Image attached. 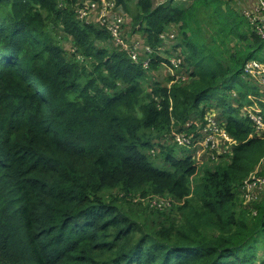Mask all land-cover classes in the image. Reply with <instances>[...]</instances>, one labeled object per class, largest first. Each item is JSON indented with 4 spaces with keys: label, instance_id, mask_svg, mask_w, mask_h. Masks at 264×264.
Listing matches in <instances>:
<instances>
[{
    "label": "trees",
    "instance_id": "16d2710c",
    "mask_svg": "<svg viewBox=\"0 0 264 264\" xmlns=\"http://www.w3.org/2000/svg\"><path fill=\"white\" fill-rule=\"evenodd\" d=\"M80 1L0 0V264H255L264 193L253 213L238 203L234 185L264 159V137L252 134L242 104L226 94L241 87L244 97L251 85L243 64L264 61L254 26L225 0L186 8L115 0L152 47L168 24H181L194 78L167 86L152 80L157 61L145 72L124 52L99 46L109 35L78 21ZM204 10L223 50L215 39L218 47L186 35ZM228 38L232 49L224 48ZM203 102L238 142L230 162L190 178V158L161 144L155 166L153 143ZM155 195L177 202L151 207Z\"/></svg>",
    "mask_w": 264,
    "mask_h": 264
},
{
    "label": "built area",
    "instance_id": "2783aa9c",
    "mask_svg": "<svg viewBox=\"0 0 264 264\" xmlns=\"http://www.w3.org/2000/svg\"><path fill=\"white\" fill-rule=\"evenodd\" d=\"M65 1L57 0L58 5H62ZM75 13L79 22L92 23L106 30L109 39L99 46L113 47L125 52L128 59L139 64L145 72H151L152 62L158 61L157 68L163 66L169 77L167 82H164L165 85L184 83L190 78L192 69L185 61L187 52H184L179 46L181 43L179 40H182L179 38V33L181 36L179 24L174 22L168 24L159 34L161 44L152 47L141 38V33L133 32L124 7L122 4L116 3L115 0H81L75 7ZM242 14L254 26L264 44V0H253L252 6L245 8ZM157 56L161 59H158ZM77 57L80 56L77 55ZM242 76L252 87L258 89L259 99L264 102V61L257 58L245 61ZM153 79H156V74ZM207 105L202 103L199 106V109L205 108L202 119L199 117L198 109L196 114L190 116L181 125L172 126L169 134L160 143L155 141L150 152L154 154L161 144H170L179 148L183 155H186L190 150L194 151V157L198 160L206 159L207 164L212 163L213 166L218 162L230 161L237 141L226 131L224 120L219 116V112L207 108ZM261 109V106L254 102L250 96L241 107V113L251 121L254 128L252 134L264 137V119ZM249 177V179L246 178L248 180L245 179V184L241 185L245 201L255 200L264 185L263 176L250 175ZM170 199L167 196L155 195L150 199V205L156 208L167 207L170 205Z\"/></svg>",
    "mask_w": 264,
    "mask_h": 264
},
{
    "label": "rangeland",
    "instance_id": "374dc122",
    "mask_svg": "<svg viewBox=\"0 0 264 264\" xmlns=\"http://www.w3.org/2000/svg\"><path fill=\"white\" fill-rule=\"evenodd\" d=\"M128 2L130 5V8H133L132 2H134V0H128ZM128 2H127V0L125 1L126 4H128ZM153 2H154V5H157V4L170 5V6L172 5V6H178V7L182 8V7L189 5L191 3V0H186V1L153 0ZM173 2H175V4ZM178 2H180V3H178ZM176 24H179L181 26V24L179 22H176ZM185 29H186V35L189 36L190 39H193V36H194L195 40H198V41L203 42V43H208L214 47H216V46L218 47V45H219V47H218L219 50H223V47H221V45H220L221 42H220V38H219L218 33H217L216 20L213 17L212 12L210 10H204L203 12L196 13L195 17L190 21L189 26ZM193 32H194V35H193ZM140 33H141V31L137 32V34H140ZM54 34H57L63 38V40L65 42V49L69 48L70 50H72V48L74 46H73V41L70 37L64 35L59 30L57 32H54ZM179 38H183L182 35L180 36V33H179ZM213 39H215L217 41L218 45L216 44L215 41L212 42ZM179 41L182 42V40H179ZM226 43H227V46L226 47L224 46L225 49H229V48L232 49L236 45V41H234L233 38L226 39ZM157 74L158 75L156 76V79H158L164 83L166 81V78H167V73H166V70L163 66L159 67ZM241 77H242V79H244L242 74H241ZM145 84H147V83H145ZM251 87L245 86V89L248 90V93L252 96L254 102H256L262 108V103H264V102L259 99L258 89L255 87H252V88ZM242 90H243V88H241V87L230 89L226 93L228 102H230V104H233V105H235L237 103L242 104V106H243V104L245 103V101H244L245 99L243 97H241V95H240V91H242ZM209 108L215 109L213 106L209 107ZM197 115H198V113H197ZM173 148H174V151L176 152V155H180V152H181L180 149L177 147H173ZM160 150H161V148H159L154 154L151 153V156H150L153 164L155 166H158V167L161 166L160 158H159ZM194 155H195L194 151L190 150V151H188V153L185 156V157H189L193 164L195 163V170L197 171V173L195 171V174L192 175L190 178H198V176H200L199 171L203 172L206 168L210 169L211 167H213V168L215 167V165L213 166L212 163L207 164L206 159L202 158L203 160H198L196 157H194ZM262 169H264V159L260 162V165L258 163V166H257L258 172H255V170H254L251 173V176L259 175L260 174L259 171ZM248 179H246V180H248ZM246 180H243L240 184H235L234 185V192L237 195V198H238L237 201H239L238 203L241 202L242 204L241 203L240 204L243 207L247 208L250 212H254L255 211L254 203L256 201H258L260 196L264 193V185L262 186L261 192L259 193L258 197L255 200L251 199V200L245 201L243 198L244 190H243L241 185L242 184L244 185ZM165 196L171 198L169 201L170 205L174 202L175 203L177 202L171 196H169V195H165ZM169 206H167V207H169ZM238 209L239 208H237V210L236 209L235 210L238 211ZM257 248H258V252H257L258 259L255 260V264H260L264 261V239H261L259 241Z\"/></svg>",
    "mask_w": 264,
    "mask_h": 264
},
{
    "label": "crops",
    "instance_id": "0c3cea01",
    "mask_svg": "<svg viewBox=\"0 0 264 264\" xmlns=\"http://www.w3.org/2000/svg\"><path fill=\"white\" fill-rule=\"evenodd\" d=\"M135 2L137 1V0H134ZM174 1H177V0H174ZM180 1H186V0H180ZM192 1V0H191ZM226 2H227V4L231 7V8H233L235 11H237V12H241V11H243L245 8H248V7H251L252 6V4H253V0H225ZM152 2H153V0H152ZM174 4H175V2H173ZM178 3H180V2H178ZM153 5H154V2H153ZM187 6H189V5H187ZM187 6H185V7H182V8H186ZM181 48H182V46L181 45H179ZM192 71V70H191ZM194 78V76H190V78H188L184 83H188V82H190L192 79ZM251 95L249 94V93H247V94H245V96L243 97L245 100L244 101H247L248 99H249V97H250ZM204 104H207V102H203ZM259 165H260V162H259ZM257 166H258V164L256 165V167H255V172H258L257 171Z\"/></svg>",
    "mask_w": 264,
    "mask_h": 264
},
{
    "label": "clouds",
    "instance_id": "9594fccd",
    "mask_svg": "<svg viewBox=\"0 0 264 264\" xmlns=\"http://www.w3.org/2000/svg\"><path fill=\"white\" fill-rule=\"evenodd\" d=\"M73 48H74V51H75V47H73ZM73 48H72V49H73ZM115 49H116V48H115ZM182 49H183V48H182ZM119 51H121V50H119ZM183 51H184V52H187V51L184 50V49H183ZM121 52H123V51H121ZM124 53H125V52H124ZM125 54H126V53H125ZM126 56H127V55H126ZM127 58H128V57H127ZM157 58H158V59H161V57H159V56H157ZM157 63H158V61H157ZM157 72H158V68L155 70V74H156V76L158 75ZM191 76H193L192 73H191ZM167 79H169L168 76H167L166 80H167ZM157 80H158V79H157ZM158 81H160V80H158ZM165 82H167V81H165ZM147 84H148V83H147ZM163 84H164V83H163ZM201 104H202V103H201ZM233 106H235V105H233ZM237 143H238V142H237ZM173 147H175V146H173ZM152 148H153V147H152ZM159 148H160V147H159ZM232 152H233V151H232ZM150 153H151V152H150ZM180 156H186V155H183V153L180 152ZM231 157H232V156H231ZM230 160H231V158H230ZM228 162H230V161H228ZM219 163H221V162H218L217 164H219ZM215 165H216V164H215ZM210 169H213V167L210 168ZM202 173H203V172H200V171H199V174H202ZM159 196H161V195H159Z\"/></svg>",
    "mask_w": 264,
    "mask_h": 264
}]
</instances>
